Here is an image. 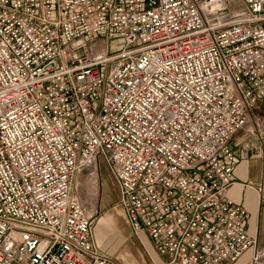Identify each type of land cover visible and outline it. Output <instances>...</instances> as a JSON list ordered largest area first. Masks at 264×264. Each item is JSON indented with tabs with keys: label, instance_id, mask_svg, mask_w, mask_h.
<instances>
[{
	"label": "built area",
	"instance_id": "1",
	"mask_svg": "<svg viewBox=\"0 0 264 264\" xmlns=\"http://www.w3.org/2000/svg\"><path fill=\"white\" fill-rule=\"evenodd\" d=\"M234 2L0 0V264H117L74 193L99 160L162 264L256 247L228 191L264 102V0Z\"/></svg>",
	"mask_w": 264,
	"mask_h": 264
},
{
	"label": "rangeland",
	"instance_id": "2",
	"mask_svg": "<svg viewBox=\"0 0 264 264\" xmlns=\"http://www.w3.org/2000/svg\"><path fill=\"white\" fill-rule=\"evenodd\" d=\"M234 1L235 4L231 11L245 9L242 0ZM110 43L114 46L120 43V40H113ZM82 51L87 53L93 51V48H84ZM238 136L242 138V141H249L250 144L256 143L260 148L258 156L261 158L264 149V102L260 101L258 107L252 109L247 125L238 133ZM97 164L99 166L81 173L74 184V193L82 202L87 215L92 219V233L96 244L113 256L112 259L118 264H149L148 253L141 247L142 245L138 246L146 254L148 263L139 250L129 248L130 226L119 205V185L108 162L99 160ZM249 252L250 258L255 254L264 263V249L254 248Z\"/></svg>",
	"mask_w": 264,
	"mask_h": 264
},
{
	"label": "crops",
	"instance_id": "3",
	"mask_svg": "<svg viewBox=\"0 0 264 264\" xmlns=\"http://www.w3.org/2000/svg\"><path fill=\"white\" fill-rule=\"evenodd\" d=\"M238 133H236L233 136L230 143L231 146H233L234 150L237 152L238 159L234 174L235 184L232 187H230L228 191V197L232 199L234 202L241 204L245 207L247 211V222L245 224V227L247 231L257 239V245L255 248H259L260 250H263L264 249V206L261 204L257 192L248 186L249 184H253L256 186H263L264 184L263 163H262V159L259 158L258 156V151L260 150V148L256 143L250 144L249 141L248 142L242 141V138L238 136ZM97 165L99 166V164ZM126 220L128 222L127 217ZM127 224L130 226L129 222ZM123 225H125L124 221H123ZM130 227H129L130 232L128 231L131 234L130 236L131 242L129 244L130 246L129 248L132 250L133 249L139 250L140 254L142 253V255L145 256L146 262L148 263V258L146 257V254L142 250V248H144L148 253L150 260L149 262L151 264H160V263L162 264L163 259L156 252L153 246V242L148 237L147 233L142 232L140 234V237H136L133 230ZM138 245L139 246L142 245L141 246L142 248L140 249ZM97 247L103 254H106L107 256L114 258L110 254L106 253L103 249H100L98 244ZM248 253L242 258L243 260L241 259L237 263L249 264L252 261V259L255 257V254L252 255V257L250 258V255Z\"/></svg>",
	"mask_w": 264,
	"mask_h": 264
},
{
	"label": "bare ground",
	"instance_id": "4",
	"mask_svg": "<svg viewBox=\"0 0 264 264\" xmlns=\"http://www.w3.org/2000/svg\"><path fill=\"white\" fill-rule=\"evenodd\" d=\"M202 4L204 5V3H203V2H202ZM207 9H208V10H211V8H210V7H207ZM84 171H86V170H82V171H81V173H83Z\"/></svg>",
	"mask_w": 264,
	"mask_h": 264
}]
</instances>
